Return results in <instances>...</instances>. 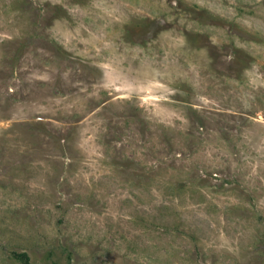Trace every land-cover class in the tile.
Here are the masks:
<instances>
[{
	"label": "rangeland",
	"instance_id": "obj_1",
	"mask_svg": "<svg viewBox=\"0 0 264 264\" xmlns=\"http://www.w3.org/2000/svg\"><path fill=\"white\" fill-rule=\"evenodd\" d=\"M0 264H264V0H0Z\"/></svg>",
	"mask_w": 264,
	"mask_h": 264
}]
</instances>
